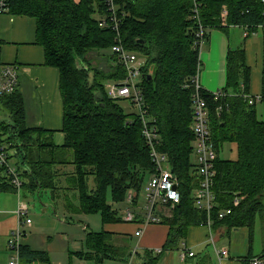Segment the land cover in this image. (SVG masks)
Wrapping results in <instances>:
<instances>
[{"label": "trees", "instance_id": "obj_1", "mask_svg": "<svg viewBox=\"0 0 264 264\" xmlns=\"http://www.w3.org/2000/svg\"><path fill=\"white\" fill-rule=\"evenodd\" d=\"M106 0H10L9 15L31 18L36 23V44L44 49L45 65L60 74L64 105V143L57 146L55 133L28 128L24 100L18 91L0 98L7 119L0 132L17 158L22 189L40 194L49 192L54 210L66 215H101L103 225L121 222L119 209L108 204L125 203L132 190L141 197L145 178L153 172L150 148L143 137L138 114H127L118 101L108 97L106 85L126 78L125 68L113 53L117 34L101 29L97 14H108ZM123 21L119 28L123 47L146 58L142 69L145 109L159 131V151L166 154L179 179L181 204L165 223L170 227L164 248L139 252L131 237L107 232H89L86 252L73 256L94 264H126L135 251L145 264H157L166 251L179 250L193 227L206 223V214L194 207L193 193L199 187L194 157L193 79L201 72L196 33L199 24L227 32L248 27L262 32L263 0H114ZM197 9V14L195 13ZM224 10L227 14L224 15ZM122 18V16H120ZM197 17V18H196ZM223 25H228L223 27ZM150 67L153 73L150 74ZM262 118L257 106L241 95L251 96V69L243 47L230 49L227 57L225 98L216 100L202 92L210 112L212 140L219 155L216 161L214 226L249 228L264 214V62L262 73ZM235 146L237 159L220 158L224 145ZM17 190L0 167V193ZM235 197L242 199L233 208ZM232 209L225 220L220 210ZM20 264H51L45 252L20 246ZM72 256V255H71ZM197 264H213L208 255Z\"/></svg>", "mask_w": 264, "mask_h": 264}, {"label": "crops", "instance_id": "obj_2", "mask_svg": "<svg viewBox=\"0 0 264 264\" xmlns=\"http://www.w3.org/2000/svg\"><path fill=\"white\" fill-rule=\"evenodd\" d=\"M80 1L74 0L77 4ZM231 30L242 32V42H239V46L238 43H234V48L238 46L245 49L246 65L251 69L250 94L253 97H260L263 89L264 40L258 38V41H255L259 32L246 39L244 28H229L227 32L209 31L201 54L200 85L204 91L211 94L225 88L226 62L229 51L232 49ZM0 64L15 65L19 70L17 91L24 100L27 127L54 132L55 142V137L62 134L64 118L60 74L57 69L45 65L44 49L36 44V23L33 19L11 15L0 16ZM261 108L263 114V107ZM55 144L61 146L60 141ZM16 194L15 192L0 193V264H8L12 256L8 241L11 232L18 228L19 220L16 212L19 204L28 210V218L32 221L30 226L21 227L24 233L21 245L28 246L35 252L47 253L51 264H65V262L74 264L72 259L75 256L73 255L86 252L83 250L85 241L83 242L82 238L77 241L71 239L64 231V226L58 228L57 220L48 216L49 209L53 207L52 202L45 203V210L42 212L44 217H48L45 219L52 227V231L48 232L45 225L36 224L32 220L31 210L23 202L22 196L19 198L18 195L15 196ZM121 206L125 209L128 207L126 203ZM124 210L119 209V213ZM88 228L85 227L83 230L87 231ZM139 229L142 230V234L137 237L135 233ZM103 231L118 237H131L132 243L135 241L134 249H138L141 253L148 251L157 255V252L167 243L170 227L163 222L159 225L140 228L138 224L126 223L121 219L119 223L104 225ZM255 233H259V236L256 237ZM210 239L211 234L206 227H193L179 250L164 252L157 264H197L199 258L204 255L210 256L213 264H251V261L257 257H262L264 264V214L256 219L253 231L246 227L229 229L224 225L214 226L213 239L216 250L210 243ZM184 246L187 248L186 257H183ZM223 250H227L229 256L220 259L218 252ZM190 252L194 255L193 257L188 256ZM178 259L180 263L177 262Z\"/></svg>", "mask_w": 264, "mask_h": 264}, {"label": "built area", "instance_id": "obj_3", "mask_svg": "<svg viewBox=\"0 0 264 264\" xmlns=\"http://www.w3.org/2000/svg\"><path fill=\"white\" fill-rule=\"evenodd\" d=\"M106 7L108 14L99 20V27L101 29L112 28L117 34V45L112 48V52L117 56L119 63L125 68L126 78L122 81L108 82L106 85V92L110 99L115 101L126 100L129 101L136 114L139 115L142 127L143 137L150 148V157L154 164L153 172L149 177L148 185L145 189L144 201L140 202V198L130 191L128 193L125 203L127 208L120 213L123 222L135 223L144 228L150 225H159L166 222L172 217L173 211L181 204L182 196L179 190V179L174 173L168 157L166 154L159 151L161 145V137L152 120L148 118V112L145 109V100L142 89L143 73L142 69L144 64L139 63V58L136 54L129 52L123 47L121 36L119 33L120 25L124 16L119 15L118 8L114 0H106ZM264 3V0H263ZM10 0H0V16L9 15ZM197 14V9H195ZM227 10H224V15ZM122 16V18L120 17ZM197 18V17H196ZM226 26V25H223ZM244 28V37L247 39L255 33L251 32L248 27ZM207 32L199 24V30L196 33V44L202 54V50L207 42ZM201 58V55H200ZM19 70L15 65L0 64V98L9 96L15 93L19 86ZM195 92L193 94V124L192 132L194 135V148L193 154L195 158L196 176L199 180V187L194 191L192 197L194 200V207L197 211L206 214V227L210 234V243L214 246L215 240L213 239V227L215 223L214 211L217 206L216 195L214 193V184L216 178L215 164L219 158L215 144L212 140V131L210 126V112L207 101L202 97L204 92L200 85L199 74L193 79ZM216 100L225 98L222 92L213 93ZM254 106L261 102L260 97L241 95ZM6 137L0 132V167L6 168L7 175L11 178V183L17 190L20 196L23 181L21 179L18 168L14 159H11L12 151L10 145L6 141ZM12 160L14 163L12 164ZM242 199L235 197L232 201L233 208H238L241 205ZM232 214V209L220 210L217 212V219L219 221L225 220ZM16 215L19 220L18 228L11 232L8 248L12 252V256L8 264H20V246L24 233L21 227L24 225H31L32 221L28 218V210L19 204ZM142 230L139 229L135 235L139 237ZM183 251V257L187 256L186 246ZM137 249H135L136 251ZM126 264H134V254ZM160 252V251H159ZM157 252V253H159ZM220 259L227 258L229 253L227 250L218 252ZM188 256L194 255L190 252ZM251 264H263V258L257 257L251 261Z\"/></svg>", "mask_w": 264, "mask_h": 264}, {"label": "rangeland", "instance_id": "obj_4", "mask_svg": "<svg viewBox=\"0 0 264 264\" xmlns=\"http://www.w3.org/2000/svg\"><path fill=\"white\" fill-rule=\"evenodd\" d=\"M81 2V1H80ZM101 18L100 15L97 14L96 19L97 21H99ZM223 26V27H227ZM232 28H236V27H232ZM209 34V33H208ZM230 37H231V48L235 49V44L234 43H238L239 46V42H242V32L241 31H237V30H231L230 31ZM258 38H263L262 32H259L258 37L255 38V41H258ZM237 46V48H239ZM105 55H111L113 54L112 49L109 51H103L102 52ZM138 56V55H137ZM139 58V63L140 64H145L146 63V58H144L143 56ZM202 72V71H201ZM201 72L199 73V77L201 76ZM153 73V69H151L150 67V74ZM227 85V62H226V68H225V86ZM119 105L124 109V112L127 114H133L136 113V110L134 109L133 105L126 100H121L118 101ZM261 104H258L257 106V111L258 114L260 115V118L262 113H261ZM7 119V115L6 113L0 108V123L5 121ZM191 131H192V127H191ZM193 133V132H192ZM60 138V139H59ZM59 145H63L64 143V135L61 134V136H56L55 137V142H59ZM220 158L224 159V160H230V161H234L237 159V151L235 146L230 145V144H226L223 147L222 152L220 153ZM15 163L17 161V158H13ZM14 161L12 160V164L14 163ZM192 162L193 164L195 163V158H192ZM148 180H149V176H147L145 178V181L143 183L142 186V190H141V198H140V202L143 203L144 201V195H145V189L148 185ZM18 194H16L15 196H17ZM20 196H22L23 198V202L27 204L29 210H31L30 215L32 217V220L38 224L41 223L42 225H45V228L47 229L48 232L52 231V227L51 224L48 223L49 221H46L48 217H44L43 213L45 208V203L50 202L51 203V195L49 192H42L40 194H34L29 192V189L25 188L22 189ZM19 196V198H20ZM108 204L110 205H114L115 208H119L124 210V206H121V204H114L111 198V195H108ZM23 203V204H24ZM49 217L54 218V220H57L58 222V228L64 226V231H66L67 235L70 236V238L74 239V240H78L79 238H82V241H85V244H83V250L86 251V239L84 240V238H86V235L89 232H93V233H100L103 231V222H102V217L101 215L97 214V215H86V214H78V215H66L62 210H54V208H50L49 209ZM29 214V213H28ZM47 215V214H46ZM68 218V219H67ZM45 219V220H43ZM43 220V221H42ZM68 220V221H66ZM259 222V221H258ZM67 224V225H62V224ZM85 227H89L87 231H84L83 229ZM259 227L258 223H257V228ZM258 232H260V230H258ZM256 237L259 236V233H255ZM135 242V241H134ZM134 242L132 243L133 246H135ZM136 249V248H135ZM166 253V252H165ZM73 262L74 264H94L91 261H86V260H81L79 258L73 257ZM180 263V259H178V261ZM111 262H105V264H110ZM65 264H68V262H65ZM134 264H145V261L142 258H134Z\"/></svg>", "mask_w": 264, "mask_h": 264}, {"label": "bare ground", "instance_id": "obj_5", "mask_svg": "<svg viewBox=\"0 0 264 264\" xmlns=\"http://www.w3.org/2000/svg\"><path fill=\"white\" fill-rule=\"evenodd\" d=\"M204 92H206V91H204ZM219 92H221V91H219ZM213 95V94H212ZM214 96V95H213Z\"/></svg>", "mask_w": 264, "mask_h": 264}, {"label": "water", "instance_id": "obj_6", "mask_svg": "<svg viewBox=\"0 0 264 264\" xmlns=\"http://www.w3.org/2000/svg\"><path fill=\"white\" fill-rule=\"evenodd\" d=\"M53 208V207H52Z\"/></svg>", "mask_w": 264, "mask_h": 264}]
</instances>
